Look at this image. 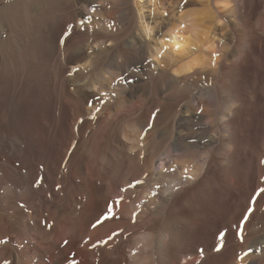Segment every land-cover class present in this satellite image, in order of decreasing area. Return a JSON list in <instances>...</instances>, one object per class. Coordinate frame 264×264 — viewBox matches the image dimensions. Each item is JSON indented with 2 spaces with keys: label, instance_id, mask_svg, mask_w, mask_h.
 <instances>
[{
  "label": "bare ground",
  "instance_id": "1",
  "mask_svg": "<svg viewBox=\"0 0 264 264\" xmlns=\"http://www.w3.org/2000/svg\"><path fill=\"white\" fill-rule=\"evenodd\" d=\"M154 1L0 0V264H264V0ZM111 99L162 151L90 145Z\"/></svg>",
  "mask_w": 264,
  "mask_h": 264
},
{
  "label": "rangeland",
  "instance_id": "2",
  "mask_svg": "<svg viewBox=\"0 0 264 264\" xmlns=\"http://www.w3.org/2000/svg\"><path fill=\"white\" fill-rule=\"evenodd\" d=\"M161 1L162 0H155L154 3L156 5H155V7H153V9L159 7ZM154 3L150 4L151 6L149 5L148 7L151 8L152 5H154ZM100 7L104 8V9L108 8V6H106L105 4H101ZM150 8L146 9V11H145L146 14H149L151 12ZM99 72L100 71H98L97 74ZM202 86H203V87H201L202 89L198 90V92H197V94H198L197 97H199L201 91L203 92L205 90L204 87H206V84H203ZM203 100L206 101L207 99L203 98ZM66 104L67 103H62V104L58 103V105L55 109L56 113H54V116H53V118H54L53 125L54 126L52 127V136H53L54 145H55L54 146L55 147V151H54V159L55 160L61 159V157L63 156V151L65 150L66 144L71 140V138L73 137L72 135H74V133H76V128L74 127V125L72 123V115H73V111L71 109L72 106H70L68 104L66 105ZM123 106H124V104L119 106L118 102L115 101L114 99L106 100L103 102L104 113H107V114L111 113V117L109 118L110 120L106 119V122L109 121V123L110 122H112V123L109 124V127H108L109 129L107 130L106 134H103L102 139L99 140V137L93 138V140L90 142V145L96 143V144L101 145L102 147L114 146V145L116 146L117 145L116 142H117L118 138L122 139L124 134H127V135L133 134L132 131H130L129 126L131 124H133L134 122H138L137 130L140 128L139 129L140 132H136L135 134L137 135L139 133V135H140V136L138 135L139 140L143 141L144 143L146 142L147 145L149 146V148L151 150L154 148L157 153L162 151V149L165 147L164 145H166V143L170 140V129L167 130V133L165 131V129L168 127V123L162 122V121L158 122V119H157L158 115H160L159 113L163 112V109L158 107V108H149V110H148V107H145V108L143 107L144 109H142V110L137 109V111L134 110L132 113L131 112L128 113V112L123 111V109L125 108V106L124 107ZM110 108H111V110H110ZM140 117H142V120L140 119ZM112 119H113V121H112ZM155 123H158V124H155ZM158 131H161V132L164 131L167 134L165 139L161 140V143L159 142V140L155 139V136H156L155 134ZM93 133H96V131L92 130L91 134H93ZM60 147H62V148H60ZM177 155L178 156L181 155V152L174 150L173 160L178 159ZM108 157L112 158L111 161L114 160L112 154H109ZM113 162H115V161H113ZM173 177L175 178L174 175H173ZM237 262H240V260H237ZM182 263H184V261Z\"/></svg>",
  "mask_w": 264,
  "mask_h": 264
},
{
  "label": "snow or ice",
  "instance_id": "3",
  "mask_svg": "<svg viewBox=\"0 0 264 264\" xmlns=\"http://www.w3.org/2000/svg\"><path fill=\"white\" fill-rule=\"evenodd\" d=\"M93 11H95V9H93ZM165 15H167V13H166ZM68 36H71V33H70V32L68 33ZM162 55H163V53L160 52V53H159V56H162ZM97 111H99V110H97ZM42 182H43V181L41 180V183H42ZM137 183H140V181H137ZM130 186H134V185H130ZM58 187H59V186H58ZM125 190H126V189H125ZM259 191H260L262 194H264V188L260 189ZM120 202H122V199H121ZM112 207H115V204H113ZM254 210H255V209H254V206H252V207H251V211H254ZM250 215H251V212H250V211H246L245 214H244V217H242V222H243V223H246V222H247V217L250 216ZM108 218H109V216L106 214L105 217H104V219H108ZM113 218H114V214H113ZM100 223H102V221H101V220H98V221H97V224H96V225H93V227L97 226V225L100 224ZM115 235H118V233L113 234V236L110 237V239H114V238H115ZM227 235H228V231H227V229H223V230H221V231L217 234L216 239H217V241H218V244L214 246V249H213V250H215V251H220V250L224 247V241H225ZM237 237L240 238V239H241V242H242V239H243V238H242V233H241L240 231H237ZM105 243H107V241H105ZM203 252H204V250L201 249V250H200L201 255L203 254Z\"/></svg>",
  "mask_w": 264,
  "mask_h": 264
}]
</instances>
